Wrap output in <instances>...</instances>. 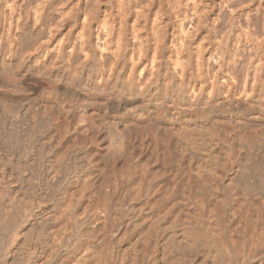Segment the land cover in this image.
Listing matches in <instances>:
<instances>
[{
    "label": "bare ground",
    "instance_id": "bare-ground-1",
    "mask_svg": "<svg viewBox=\"0 0 264 264\" xmlns=\"http://www.w3.org/2000/svg\"><path fill=\"white\" fill-rule=\"evenodd\" d=\"M66 1L0 0V264H264V0Z\"/></svg>",
    "mask_w": 264,
    "mask_h": 264
},
{
    "label": "rangeland",
    "instance_id": "rangeland-1",
    "mask_svg": "<svg viewBox=\"0 0 264 264\" xmlns=\"http://www.w3.org/2000/svg\"><path fill=\"white\" fill-rule=\"evenodd\" d=\"M70 1H73V0H70ZM69 0H67L66 2H64V4L63 5H66L67 6V4H68V2H70ZM75 1H77V0H74V2ZM112 2H113V5H119L120 6V1H123V5L124 6H131V1L132 0H111ZM125 1V2H124ZM156 1V2H155ZM19 0H17V2H16V4H14V6L12 5V7L13 8H15L16 10L18 9V5H19ZM153 2H155L153 5H154V8L156 9V10H161V11H163V10H169V11H172V8L175 6V4H176V7H177V4L179 3L180 4V6H181V9H179V4H178V9L176 8L175 10H173L172 12V14H171V16H170V20L171 21H169L168 22V25H169V28H168V30L171 32L172 31V27H174V25H175V27H178L177 25H179V23H180V19H182V15H183V13H184V9H183V7H182V5H181V0H153ZM172 2V3H171ZM66 3V4H65ZM168 3V4H167ZM175 3V4H174ZM18 4V5H17ZM161 4V5H160ZM170 4H171V6H172V8H169V7H167V6H170ZM17 5V6H16ZM174 5V6H173ZM116 6H113V7H116ZM158 6V7H157ZM118 7V6H117ZM167 7V8H166ZM166 8V9H165ZM264 4L262 5V8H261V16H262V18H263V21H264ZM171 9V10H170ZM78 10H79V8H78ZM83 10V8L82 9H80L79 11H82ZM181 10V11H180ZM263 10V11H262ZM161 11H159L158 12V16H157V18H158V22L161 24V26H163V28H164V24H166V15H163L162 13H160ZM183 12V13H182ZM175 14H177V15H175ZM115 18L117 17V13H115ZM159 16H161V17H159ZM162 19V21L164 20L165 21V23H164V21L162 22V21H160L161 19ZM110 21H112V20H110ZM116 21V20H115ZM157 22V23H158ZM158 23V24H159ZM163 23V24H162ZM178 23V24H177ZM110 25H109V27L110 26H115V24H113V22H110L109 23ZM94 28H95V26H94ZM111 28V27H110ZM66 29V30H65ZM63 31H62V33L64 32L65 34H66V31L68 30L69 31V29L68 28H65ZM68 31H67V35H68V37H70L71 35H69L68 34ZM77 31H80V33L79 32H77ZM77 31H75V33H77V35H80L81 37L83 36H85V37H88L87 35H85V32L84 31H82L81 30V28H79V29H77ZM81 31L83 32L82 34H81ZM63 33V35H61V36H59L58 35V39H59V37L61 38H65L64 40H66L67 39V37H65V34ZM129 33V32H128ZM84 39V38H83ZM86 40H88L89 38H85ZM253 39V38H252ZM61 40V39H60ZM62 41H63V39H62ZM89 41V40H88ZM90 47V46H89ZM234 49L235 48H233V52H234ZM232 52V53H233ZM234 54V53H233ZM242 54L243 53H238L235 57H232V59L231 60H235L236 62L239 60V59H241L240 57L242 56ZM238 59V60H237ZM137 64H138V62H137ZM140 64V63H139ZM139 64L137 65V66H139ZM141 69V68H140ZM29 83L31 84V85H35L36 83H37V80H36V78H33V77H30V80H29ZM44 85H46V86H48V84H44ZM52 85H53V87L54 88H56V85L54 84V83H52ZM53 96L54 97H57V92L56 93H54L53 94ZM58 98H59V100H62V99H65V96H62V95H59L58 96ZM91 113H93L96 117H97V114H99L97 111H95V113L93 112V111H91ZM45 123H46V121H45ZM0 125L3 127V128H1V126H0V132H2V134L0 133V146L2 147H0V153L2 154H4V153H7V155H13V156H16L15 158L17 159V156H18V153L21 151V149L20 148H22L23 146H24V144H25V146L24 147H29V145L32 143H35V142H32V141H34L35 140V137L37 136V134H39V132L38 131H40V130H38V128L37 129H33V130H31V131H29L30 129H28L27 130V123L25 124V126H26V133H25V135L26 136H21V126H20V128L19 127H17L16 126V124H13L12 123V125H11V123H10V126L8 125V126H6V129L4 128L5 127V124L3 125V123L0 121ZM8 127V128H7ZM17 127V128H16ZM45 127H47V125H45ZM5 129V130H4ZM9 129H12V132H11V130H9ZM13 129H14V131H13ZM23 129V128H22ZM16 130V131H15ZM35 130V131H34ZM46 130H47V128L46 129H42V131H43V133L44 134H46L47 132H46ZM20 131V132H19ZM33 131V132H32ZM36 131H37V133H36ZM42 131H40V134H42ZM9 132H11V133H9ZM30 132V133H29ZM4 133V134H3ZM16 135H15V134ZM31 133H33V134H35L36 136L34 137V135H32ZM17 134H18V136H17ZM31 134V135H30ZM11 135V136H10ZM15 135V136H14ZM30 135V136H29ZM3 136V137H2ZM10 136V137H9ZM40 136V135H39ZM42 136H43V134H42ZM2 137V138H1ZM33 137H34V139H33ZM11 138V139H10ZM36 138H38V136L36 137ZM4 139H7V140H4ZM3 140V141H2ZM32 140V141H31ZM21 141V142H20ZM22 141H23V143H22ZM5 142V143H4ZM7 142V143H6ZM21 143H22V145H21ZM38 144V143H37ZM36 144V148H35V144H33L34 145V150L37 152V154H38V151L41 149L42 150V148L40 147L39 149H38V145H40V144H38L37 145ZM27 145V146H26ZM4 146H5V148H4ZM43 147V146H42ZM4 148V149H3ZM20 150H19V149ZM37 149H38V151H37ZM2 150V151H1ZM12 151V153H11V151ZM15 152H14V151ZM5 151V152H4ZM6 151H8V152H6ZM10 151V152H9ZM14 152V153H13ZM29 151H27V153H28ZM8 153H11V154H8ZM5 155V154H4ZM28 155H29V153H28ZM27 170H29V168H27ZM16 182V184H13L12 186H16L15 188H18V186H20V185H23V182L21 181V179H19V177L17 178V180L15 181ZM17 182H18V184H17ZM25 184H27V182L25 181ZM24 186V185H23ZM25 187V189H27L26 188V186H24ZM28 194H31L29 191H28V189L26 190V192H25V196H27ZM31 196V195H30ZM27 197H29V196H27ZM231 218V217H230ZM230 218H228L229 220L227 221V223H228V225H231L230 223H232L233 222V217L230 219ZM232 221V222H231ZM231 232H229L228 234H230ZM176 256V258L174 257V259H175V261H177V259L179 258V256L178 255H175ZM193 256V257H192ZM192 256H191V261H193V264H205V263H203V261H202V259L201 258H198V257H196V256H194V253L192 254ZM162 262V261H161Z\"/></svg>",
    "mask_w": 264,
    "mask_h": 264
}]
</instances>
